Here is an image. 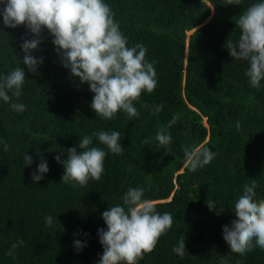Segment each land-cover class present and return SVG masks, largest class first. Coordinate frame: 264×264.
Returning <instances> with one entry per match:
<instances>
[{"label": "trees", "instance_id": "trees-1", "mask_svg": "<svg viewBox=\"0 0 264 264\" xmlns=\"http://www.w3.org/2000/svg\"><path fill=\"white\" fill-rule=\"evenodd\" d=\"M104 2L127 46L143 45L146 60L155 61L157 87L134 103L138 118L122 111L112 120L97 117L89 85L62 66L46 29L32 53L43 63L36 73L29 72L20 45L34 37L24 26L5 27L0 16V75L16 67L26 73L19 99L12 100L26 110L17 113L0 100V140L9 145L5 152L0 143V264H98L103 254L98 229L107 230L102 213L122 204L130 187H143V198L174 218L139 264H264L258 247L241 256L231 253L223 239V226L236 219L231 209L246 183L256 179L254 199H264V80L259 89L251 87L246 62L233 59L225 46L228 39L238 41L236 19L259 0H241L240 5L223 0ZM162 127L172 138L167 150L154 139ZM99 131L120 132L123 153L106 155L99 181L84 187L61 183L64 168L55 157L67 159L72 147L82 151L80 138ZM201 144L216 156L188 171L183 147ZM90 146L107 152L95 136ZM25 154L33 158L29 166ZM42 158L49 171L33 183ZM220 208L224 211L217 215ZM47 216L53 218L51 226ZM180 235L185 237L182 258L172 251ZM21 239L24 244L8 256ZM76 240L85 245L82 250L74 247Z\"/></svg>", "mask_w": 264, "mask_h": 264}, {"label": "clouds", "instance_id": "clouds-1", "mask_svg": "<svg viewBox=\"0 0 264 264\" xmlns=\"http://www.w3.org/2000/svg\"><path fill=\"white\" fill-rule=\"evenodd\" d=\"M223 4L240 5L241 0H223ZM0 5H3L0 16L5 27L15 29L24 26L34 37L24 38L20 45L24 54L22 63L29 72L36 73L43 63V57L37 59L32 53L39 50L43 42L42 33L46 29L53 38L62 66L69 69L71 76L78 78L81 84L89 85L94 94L90 107L97 117L112 120L121 111L129 119L139 117L134 103L139 101L142 93L151 94L157 87L155 61L146 60L147 49L143 45L127 46V38L120 31L109 4L104 0H0ZM235 24L241 33L239 39L236 43L228 39L225 46L233 59L246 62L244 74L251 87L259 89L264 80V0L244 10ZM25 79L22 67L0 75V100L10 104L11 110L17 113L26 110V105L12 102L13 97L19 99ZM162 108V104L155 106L154 112L159 113ZM178 119L179 115H174L167 128ZM167 128L162 127L154 137L166 150L172 140ZM93 136L106 147L107 152L90 146ZM121 139L118 131H99L80 138L78 147L82 151L72 147L67 149V159L61 161L60 155L55 157L64 168L61 183L84 187L90 180L99 181L106 155L123 153ZM149 142L148 139L143 141L145 144ZM0 143H3L5 152L9 150L7 143L2 140ZM183 152L184 168L191 172L210 164L216 156L203 144L184 146ZM23 162L25 166L31 165L32 156L25 154ZM48 171L47 161L42 158L32 173L33 183L41 181ZM256 187V179L243 186L242 195L238 196L231 209L236 219L223 226V239L230 252L241 256L257 247L264 251V199L258 202L254 199ZM144 193L143 187H130L122 197V204L111 206L102 213L107 230L98 229L99 242L103 247L98 264H139L145 254L155 250L160 237L172 228L173 215L159 213L153 201L143 198ZM223 211L220 208L217 215ZM45 223L51 226L53 218L45 217ZM23 244L22 239L13 243L7 255L13 256V250ZM84 246L79 240L74 242L77 250ZM172 251L181 258L185 255L183 235Z\"/></svg>", "mask_w": 264, "mask_h": 264}]
</instances>
